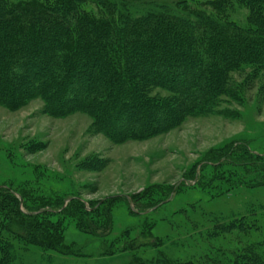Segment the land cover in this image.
<instances>
[{
	"label": "rangeland",
	"instance_id": "obj_1",
	"mask_svg": "<svg viewBox=\"0 0 264 264\" xmlns=\"http://www.w3.org/2000/svg\"><path fill=\"white\" fill-rule=\"evenodd\" d=\"M249 15L236 8L233 20L246 25ZM227 86L230 93L207 111L168 126L156 119L149 136L112 138L88 112L55 114L40 97L13 108L0 103V185L23 191L30 205L62 195L101 203L86 215L89 225L76 202L37 218L59 233L58 251L4 230L11 263L131 264L161 253L170 261L213 264L221 257L226 264L224 256L248 242L264 250V67L232 71ZM150 95L173 93L157 87ZM149 234L154 246L129 245Z\"/></svg>",
	"mask_w": 264,
	"mask_h": 264
},
{
	"label": "trees",
	"instance_id": "obj_2",
	"mask_svg": "<svg viewBox=\"0 0 264 264\" xmlns=\"http://www.w3.org/2000/svg\"><path fill=\"white\" fill-rule=\"evenodd\" d=\"M240 7L249 11L246 25L233 20ZM245 66L264 67V0H0V103L13 108L40 97L55 114L83 110L112 138L149 136L156 119L168 126L207 111L230 93V73ZM157 87L172 98L151 97ZM27 200L23 191L0 185V264H12L4 230L58 251L59 233L47 232L49 225L37 218L76 202L89 225L86 215L101 204L89 206L75 195L36 205ZM105 213L111 229L108 208ZM233 223L254 227L252 220ZM156 241L138 235L129 245ZM233 253L224 256L226 264H264L259 245L248 242ZM148 261L135 256L130 262L192 264L161 253Z\"/></svg>",
	"mask_w": 264,
	"mask_h": 264
}]
</instances>
